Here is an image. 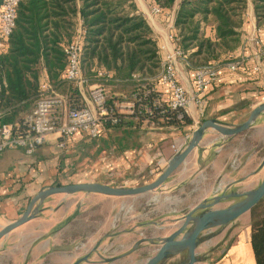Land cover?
Listing matches in <instances>:
<instances>
[{
	"label": "crops",
	"instance_id": "0c3cea01",
	"mask_svg": "<svg viewBox=\"0 0 264 264\" xmlns=\"http://www.w3.org/2000/svg\"><path fill=\"white\" fill-rule=\"evenodd\" d=\"M173 19L172 12L167 15L165 24L163 19L154 23L160 45L166 46L160 49L162 59L173 49L174 43L170 39ZM257 27L251 4V12L242 28L240 46L224 62H214L219 71L218 80L190 101L187 107L192 120L190 126L180 129L146 122L112 126L105 128L96 139L77 133L65 147L58 146V134H50L32 154L19 148L0 152V230L18 220L30 199L42 189L81 182L114 187L119 183L142 186L154 181L165 170L176 150H183L188 145L193 131L205 120L212 119L228 128L242 125L251 112L264 103V56L260 54L259 45L252 40L256 36L264 42V25L259 27V33ZM6 48L4 43L0 52ZM232 60L241 61L235 70L228 67ZM175 67L180 83L187 94L193 96L194 69H190L182 58L175 61ZM42 76L45 81V71ZM123 92L118 91L121 95ZM83 98L84 106L95 108L91 98L84 94ZM68 106L66 104L62 109L63 117ZM263 178L264 111L255 116L246 130L236 134L227 135L207 127L185 160L155 188V197L146 202L148 207L141 208L132 218H126L123 213L127 200L109 194L79 190L45 197L39 212L0 238V264H6L3 262L8 260L18 264L20 259L27 260L29 254L31 260L50 255L46 251H49L54 237H59L66 222L76 220L81 203L87 206L109 201L114 204L116 219L120 222L112 237L116 244L111 248L105 239L98 247L91 246L86 255L80 256L83 251H71L60 242L54 244L53 252L57 255L51 257L52 262L74 264L81 260L78 264H146L163 241L180 227L190 210L223 194L254 190ZM244 198L246 196L223 198L213 208H225ZM262 203L264 197L256 205ZM251 209L225 225L203 230L195 248L194 264H257L251 242ZM103 216L108 227V213L105 211ZM193 226L194 223L188 228L191 230ZM52 228L56 229L58 236L38 241ZM13 241L18 247L9 250L11 255L5 260V251ZM27 243L30 247L24 252L22 249ZM56 249L59 251L55 252ZM188 257L186 248L172 250L159 264H185Z\"/></svg>",
	"mask_w": 264,
	"mask_h": 264
},
{
	"label": "trees",
	"instance_id": "16d2710c",
	"mask_svg": "<svg viewBox=\"0 0 264 264\" xmlns=\"http://www.w3.org/2000/svg\"><path fill=\"white\" fill-rule=\"evenodd\" d=\"M2 0H0V5ZM161 15L174 13L173 40L182 49L190 69L222 62L240 46L249 4L257 25L264 23V0H152ZM80 31V32H79ZM80 34V64L87 82L103 81L128 87L136 94L138 119L116 112L121 121L113 126L158 125L180 129L192 124L188 114L158 102L162 90L158 78L163 68L158 34L135 0H20L15 27L7 48L0 52V124L16 126L30 113L36 101L49 94L42 84L56 91L70 83L66 77L64 49ZM46 72V80L42 73ZM102 72L103 75H99ZM57 92V91H56ZM68 105L85 102L77 88L67 95ZM121 96H111L113 107ZM107 127H112L107 123ZM251 242L257 264H264V203L251 209Z\"/></svg>",
	"mask_w": 264,
	"mask_h": 264
},
{
	"label": "built area",
	"instance_id": "2783aa9c",
	"mask_svg": "<svg viewBox=\"0 0 264 264\" xmlns=\"http://www.w3.org/2000/svg\"><path fill=\"white\" fill-rule=\"evenodd\" d=\"M20 0H2L0 5V47L8 40L13 28L17 7ZM153 12L160 14L159 7L154 6ZM259 33L261 29L256 28ZM80 32V31H79ZM170 39L174 43L163 60V68L158 78L161 87V97L158 102H166L170 108L179 109L178 117H182V111L187 113V107L195 95L201 94L205 88L212 85L219 78L218 67L215 63L210 66L194 70L193 86L194 95L187 94L186 89L180 83L175 67L178 58H184L182 49L174 42L173 33ZM254 40L260 47V54L264 56V42L256 36ZM165 44L160 45V49H165ZM81 41L80 34L71 44L67 45L64 52L67 56V69L65 77L69 82H82L83 74L80 64ZM241 61L232 60L228 67L231 70L237 69ZM99 75H103L99 72ZM43 90L50 93L42 96L36 101L33 110L28 113L21 124L15 127L9 124H0V152L11 149H22L26 154H32L39 146L44 144L50 134H58L57 142L59 147H65L68 140L75 134L81 133L91 139H96L106 128L107 123L112 126L121 121V117L116 113L120 112L126 117L128 114L138 119L139 109L148 113L151 109L148 106L139 105L135 102L137 95H124L122 100L115 103L113 107H108L105 88L101 84H96L90 91L91 99L95 105L94 109L88 106L72 107L68 106L67 114L63 117L61 108L68 104L65 96L54 91L48 82L42 84ZM158 125L154 120H144V123ZM176 150V148H175ZM182 150H176V154Z\"/></svg>",
	"mask_w": 264,
	"mask_h": 264
},
{
	"label": "water",
	"instance_id": "95a60500",
	"mask_svg": "<svg viewBox=\"0 0 264 264\" xmlns=\"http://www.w3.org/2000/svg\"><path fill=\"white\" fill-rule=\"evenodd\" d=\"M262 111H264V103L256 107L242 125L235 128L221 126L212 119L205 120L198 128L193 131L192 138L188 145L180 153L173 157L169 165L154 181L148 184L138 187L124 188L114 187L104 183L81 182L50 186L48 188L42 189L31 198L25 212L18 220L8 224L0 230V238L12 229L32 218L37 212H39L42 200L54 193L86 190L109 195L125 196L141 194L155 189L160 184H162L169 177V175L185 160L188 154L199 143L203 136V132L207 127H213L221 133L227 135L236 134L246 130L254 120L255 116H257ZM231 196H246V198L225 208H213L221 199L229 198ZM263 197L264 178L261 184L254 190L241 194H223L216 197L212 202L199 204L186 214L180 227L163 241L158 251L155 253V255L147 260L146 264H159L163 259L171 254L172 250H181L185 248L189 253L188 261L185 264H194L196 261L195 248L198 244L199 234L203 230L213 226L225 225L231 222L244 212L254 207ZM36 202H38V204L34 207ZM192 223H194V226L190 230L188 227ZM80 261L81 260H77L74 264H78Z\"/></svg>",
	"mask_w": 264,
	"mask_h": 264
},
{
	"label": "rangeland",
	"instance_id": "374dc122",
	"mask_svg": "<svg viewBox=\"0 0 264 264\" xmlns=\"http://www.w3.org/2000/svg\"><path fill=\"white\" fill-rule=\"evenodd\" d=\"M135 2L137 4L139 10L144 13V15L146 16L147 20L149 21L150 25L153 27L154 30H155L154 23L155 24L160 23L159 19H163V24H165L167 22V15L164 16V15L156 14L153 12L154 4L152 3V0H135ZM249 12H251V4H249L248 11L245 15V21L249 15ZM263 25H264V23L260 24V26H263ZM155 32H156V30H155ZM242 32H243V30H242ZM222 62H224V59ZM82 74H83L84 81H82L81 83L80 82H70V83L62 85L56 91L59 94L64 96V95L68 94V91L72 87H74V88L78 89L82 98H83V94L86 95L87 97L91 98L90 91H91L92 87L96 84H101L105 88V94L107 96V99L111 98V96H119V97L121 96V98H123V95H127L126 91L123 92V95L119 94L118 91H121L124 89L127 90V89H129L128 87L124 88L122 86L108 84L107 82H103L101 80L88 83L87 82V75H84L85 73L83 72V69H82ZM127 91H129V90H127ZM83 100H84V98H83ZM62 109L63 108H61V110H60L61 113H62ZM63 114L64 113H62V115ZM152 181L153 180H151L150 182H152ZM145 184H142V185H145ZM115 186L116 187H124V188L133 187L130 185L125 186V185H122L120 183H119V185L116 184ZM155 190L156 189H152V190H149L147 192H144L141 194H136V195H125V196L111 195V196H116V198L127 200V202H125L126 205L124 206L123 213L126 216V218H132V216L134 214H137V211H140L141 208H147L148 207V205H146V202L148 200H150L151 198L155 197ZM88 192H91V191H88ZM133 199H134V203L132 202ZM105 211L108 213V217H109V219H106L107 223H108V227H107V224H105L103 222L104 221L103 219H105L103 216V215H105ZM76 214H77L76 220L66 222L65 223L66 226H65L64 230L62 229L60 235L57 234V231L55 229L56 227H55V228L51 229V232H49V234L47 236H44L43 238H40L38 240V241H40L42 239H46L49 236H53V235L58 236L59 235V237H57V238L54 237V239L50 245L49 251H46V252L51 253L50 255L45 254V257H42V258H39L36 260H31L33 258L29 254V258L27 260H21L20 259L18 264H54L51 260V257H54L57 254L56 253L54 254L53 247H54V244H60V242L65 247L70 248L71 251H74V252L83 251L80 256L86 255L88 252L86 250H89V248L91 246L98 247L101 243H103V241H105V239L107 240V242H109L111 248L116 244L115 242H113L112 237L114 236V233L119 229L120 222L116 219L114 204H111V202L109 201L106 203L104 202L102 204H96V205L87 204V206H84L83 203H81L80 206L78 207L77 211H76ZM117 215H120V213H117ZM84 219H86V220H84ZM94 227H96V228H94ZM14 242L15 241H13L11 243V245H9L8 250L5 251V255H4L5 260L7 258H9V256L11 255V253H9V250L14 248L15 246L18 247V244L15 245ZM29 247H30V245H29V243H27V245L23 247L22 251L25 252L26 249L28 250ZM12 250H14V249H12ZM54 251L55 252L59 251V249H56ZM112 254H114V253H112ZM109 255H111V254H109ZM3 263L13 264V262L12 261L10 262V260L5 261Z\"/></svg>",
	"mask_w": 264,
	"mask_h": 264
}]
</instances>
